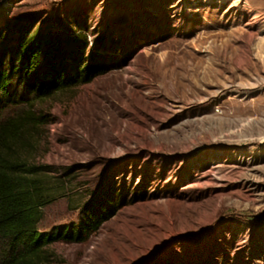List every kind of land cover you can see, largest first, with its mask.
<instances>
[{
	"label": "rangeland",
	"instance_id": "374dc122",
	"mask_svg": "<svg viewBox=\"0 0 264 264\" xmlns=\"http://www.w3.org/2000/svg\"><path fill=\"white\" fill-rule=\"evenodd\" d=\"M14 21L106 41L111 60L0 101V119L26 102L45 117L25 150L50 168L40 232L77 227L100 194L117 206L38 264H264V0H0V52Z\"/></svg>",
	"mask_w": 264,
	"mask_h": 264
},
{
	"label": "trees",
	"instance_id": "16d2710c",
	"mask_svg": "<svg viewBox=\"0 0 264 264\" xmlns=\"http://www.w3.org/2000/svg\"><path fill=\"white\" fill-rule=\"evenodd\" d=\"M12 28L15 33L9 38L13 39L6 40L0 52V101L5 103L25 102L27 94L44 97L90 81L110 66V56L99 54V50H109L106 41L102 48L90 49L87 38L79 33L29 36L25 21H14ZM21 70L34 72L33 80L25 77L12 83ZM26 104L27 108L0 119V264H38L44 246L59 239L80 240L117 207L112 195L103 193L83 205L77 227H61L50 233L38 230L42 208L53 197L45 181L49 166L32 163L25 154L26 149V153L31 151L36 131L45 122L43 115Z\"/></svg>",
	"mask_w": 264,
	"mask_h": 264
}]
</instances>
